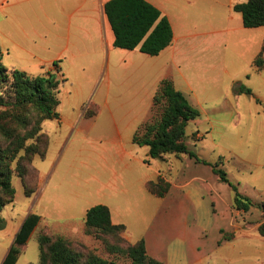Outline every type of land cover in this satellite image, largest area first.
Here are the masks:
<instances>
[{
  "label": "rangeland",
  "instance_id": "rangeland-1",
  "mask_svg": "<svg viewBox=\"0 0 264 264\" xmlns=\"http://www.w3.org/2000/svg\"><path fill=\"white\" fill-rule=\"evenodd\" d=\"M197 6V14H192L195 19L202 15L201 21H221L211 16L210 0H199ZM235 16L240 20L239 14ZM232 23L236 28L237 22ZM259 38L262 41L264 36L242 27L222 37L215 53L191 51L194 61L181 63L179 68L167 60L176 83L185 84H180L181 72L191 85L185 96L200 115L187 124L185 144L206 164L188 155L150 159L148 148L137 145L139 156L149 164L125 169L115 156V124L123 125L119 120L140 110L141 84L132 77L129 61L144 57L145 65L158 61L154 57L117 49V70L111 71L109 79L106 76L89 84L69 76L63 81L57 110L61 120L43 123L49 149L45 159L34 160L48 186L40 197L36 194L29 199L13 175L14 203L1 212L8 225L0 232V264L18 233L19 221L41 206L48 208L50 202L68 215L43 218L16 264L39 263L37 237L44 228L67 239L74 249L91 251L113 264H131L127 257L107 249L110 245L125 247V236L131 243L143 239L152 254L172 264H195L194 252L213 257L203 264H264V239L257 232L264 223L260 211L256 207L248 213L232 209L236 192L254 204L264 202V71L256 72L252 65ZM241 86L251 94H239ZM98 101L101 114L85 118L89 103ZM151 117L152 106L148 120ZM214 167L225 172L227 183L213 174ZM158 171L171 184L163 198L151 196L144 187L146 179L156 180ZM34 198H39L37 206ZM95 205L107 206L114 222L126 227L122 239L85 233V213ZM10 208L14 211L8 218ZM233 234L229 245L224 242L219 247L220 240Z\"/></svg>",
  "mask_w": 264,
  "mask_h": 264
},
{
  "label": "trees",
  "instance_id": "trees-1",
  "mask_svg": "<svg viewBox=\"0 0 264 264\" xmlns=\"http://www.w3.org/2000/svg\"><path fill=\"white\" fill-rule=\"evenodd\" d=\"M233 11L241 15L244 28L264 27V0L235 4ZM104 12L114 35L115 48L128 51L138 48L140 53L154 57L172 43L173 33L168 20L145 0H110L105 4ZM253 66L256 71L264 69V49L253 61ZM61 82L57 74L45 73L34 77L20 70H8L0 62V108L3 109L0 110V230L5 224L1 212L15 199L13 175L16 173L20 179L25 197L29 198L37 191L39 174L33 162L36 157H46L49 138L43 133L42 126L46 121L59 119ZM238 93L251 94L242 86ZM96 114V107L89 105L84 116L92 118ZM199 115L171 80H163L153 96L152 117L137 128L133 144L147 147L150 159L188 155L196 163L206 164L185 144L187 124ZM212 172L220 181L227 183L223 170L214 167ZM169 189L170 184L160 178L147 184L149 193L156 197H164ZM253 207L264 218V202L254 204L236 192L233 210L248 213ZM39 221L40 217L34 214L26 217L1 264H16ZM84 223L85 233L91 235H110L119 239L125 233L123 225L112 224L110 211L103 205L90 208ZM257 232L264 239V223L259 225ZM232 237L228 235L223 240L229 241ZM122 241L125 247L110 245L107 249L127 257L131 264H164L147 254L144 240L133 244L125 239ZM37 243L38 264H113L91 251L74 249L67 239L47 230L38 234Z\"/></svg>",
  "mask_w": 264,
  "mask_h": 264
},
{
  "label": "crops",
  "instance_id": "crops-1",
  "mask_svg": "<svg viewBox=\"0 0 264 264\" xmlns=\"http://www.w3.org/2000/svg\"><path fill=\"white\" fill-rule=\"evenodd\" d=\"M109 1L110 0H0V62L2 66L8 70L23 71L34 77L45 73L57 74L58 78L62 80L61 83H63V81L66 82L69 76H74L77 80L89 84L96 82L102 77L107 76L109 79L111 71L114 73L118 66V61L116 60L118 54L115 52L118 48L113 46L114 35L104 12V6ZM145 1L158 9L161 15L168 20L172 29L173 39L169 47L164 49L159 55L154 56L153 59L158 60L155 61V63H147L144 65V62L147 60V58L144 57L140 59H131L129 61L132 77L134 79L137 78V81L141 84L139 88L141 91L139 92L141 93L140 110H136L131 117L129 116L128 118L119 120L124 123L123 125L115 124L112 148L115 152V156L119 160L118 162L123 164L125 169L134 170L139 168L142 164L145 165L146 162V164H149L148 159H143L139 156L137 150L134 148L135 144H133L132 138L137 128L146 123L149 119L153 96L160 82L167 79L171 80L175 89L182 92L184 96L186 92L191 90L189 80L186 78L185 74L181 72H178V76L182 80L180 84H185L180 86L176 83L174 76L169 72L168 58L169 62L179 68L181 63L186 64L185 62L191 63V61H194L190 53L191 51L215 53L216 46L218 42L222 40V37L235 30L237 32L242 30L243 24L241 15L239 14L240 20H238L235 16V14L238 13L233 11V6L235 4L244 3L247 0H210L212 4L211 16L221 20L220 22H213L211 20L201 21L202 15L197 17V19L192 16V14H195L197 9H199L197 6V1L199 0ZM232 22H237L236 28H234ZM255 30L258 31L259 36H264V27L256 28ZM262 47H264V39L261 41L259 38V42L257 41L255 44L253 52H257L256 54L258 55ZM133 51L139 52L138 48ZM146 56L148 57V55ZM143 59H145V61H143ZM54 64H56V66H54ZM147 66L150 68V71L147 69ZM151 66L154 68L151 69ZM155 68L157 69L154 71ZM40 71L42 72L39 73ZM262 71H264V69L256 72ZM144 72L145 75L143 74ZM107 93L108 90H106V94ZM102 94H104L103 91H101V98ZM99 102L100 101H98L97 104L89 103L97 109V114L94 117L99 116L103 109V107L99 105ZM82 105H80V109ZM60 120L61 118L59 115L57 121ZM123 130L125 134L122 132ZM166 157L161 161H165ZM35 169L39 174L38 187L37 191L29 197V199H32L36 194L39 195L37 197H40L48 186V179L47 181L45 180V175H41L37 167H35ZM155 176L156 180L160 178L169 183L160 171H158ZM156 180L148 178L144 181V187L147 193L153 197L156 196L149 193L147 184L155 182ZM140 181L141 180H139V182ZM38 199L39 198H34V206H37ZM8 206L4 209L8 208ZM48 206V208L46 206H41L39 211L35 212L34 215L40 217L38 225L43 218L55 217L59 219L68 215H64L57 204H51L50 202ZM4 209L2 211H4ZM10 209L11 210L8 211L6 210L8 218H10L9 213H13L14 211L13 208ZM89 209H87V211ZM29 214H33L32 211H30L28 215ZM224 219H227V216L224 217ZM3 220L5 224L0 232H3L8 225L6 220ZM23 222V220L19 221L20 225L18 231ZM111 222L114 225H123L115 223L112 216ZM42 230H47L51 233L47 228L41 229L40 232ZM232 236V239L229 241L220 240L219 242H221V244L218 243L219 247L224 242H228L227 245H229L235 235L233 234ZM125 238L131 243L126 236ZM136 242L137 241L133 243ZM145 245L147 254L150 257L164 264H172L164 259H159L156 255L151 253L148 243L145 242ZM194 258L195 264H203V260H210V258L213 257L211 255H206V257L204 255L200 256L199 252H194Z\"/></svg>",
  "mask_w": 264,
  "mask_h": 264
}]
</instances>
